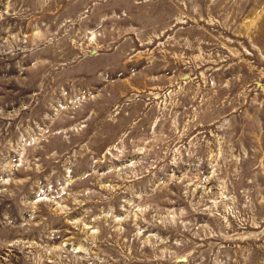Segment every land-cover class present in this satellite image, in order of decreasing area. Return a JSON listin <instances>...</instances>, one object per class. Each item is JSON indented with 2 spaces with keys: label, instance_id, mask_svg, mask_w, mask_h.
Wrapping results in <instances>:
<instances>
[{
  "label": "rangeland",
  "instance_id": "obj_1",
  "mask_svg": "<svg viewBox=\"0 0 264 264\" xmlns=\"http://www.w3.org/2000/svg\"><path fill=\"white\" fill-rule=\"evenodd\" d=\"M0 264H264V0H0Z\"/></svg>",
  "mask_w": 264,
  "mask_h": 264
}]
</instances>
